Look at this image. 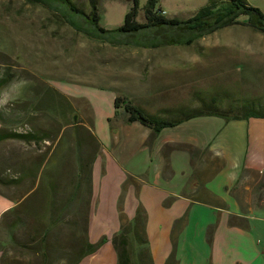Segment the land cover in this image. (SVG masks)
Listing matches in <instances>:
<instances>
[{"label":"crops","instance_id":"obj_1","mask_svg":"<svg viewBox=\"0 0 264 264\" xmlns=\"http://www.w3.org/2000/svg\"><path fill=\"white\" fill-rule=\"evenodd\" d=\"M136 77L133 104L175 119L184 106H176L174 75ZM92 90L78 94L92 110L90 153L55 154L60 136L49 151L45 138L0 143L22 148L0 157V264L4 256L3 264H117L112 237L137 211L154 264L171 253L178 264H264V117L199 115L155 132L115 112L114 89Z\"/></svg>","mask_w":264,"mask_h":264},{"label":"rangeland","instance_id":"obj_2","mask_svg":"<svg viewBox=\"0 0 264 264\" xmlns=\"http://www.w3.org/2000/svg\"><path fill=\"white\" fill-rule=\"evenodd\" d=\"M72 1L85 13L89 12V0ZM208 1L160 0V5L164 16L185 19ZM246 1L264 12V0ZM49 3L57 9L30 0H0V80L7 81L0 86V109L6 112V120L11 119L13 109L18 107L16 102L28 109L19 123L9 124L18 131L43 127L55 133L63 128L55 154L63 148L71 152L86 146L96 149L92 141L88 145L82 141L83 137L94 135L86 126L92 125L90 104L79 93L111 87L138 104V72L172 73L176 106L181 104L184 110L200 107L203 102L229 115L264 108V33L234 24L189 46L115 45L89 37L65 23L59 14L64 13L65 2L49 0ZM96 3L104 28L121 24L131 4L129 0H96ZM145 4L146 0H140V7ZM66 12L91 28L84 16ZM137 20L144 21L142 12ZM232 42L235 47L230 46ZM76 137H82L81 145L76 144ZM50 146L52 142L47 151ZM19 149L16 144H4L0 146V157L17 156L16 152L22 151Z\"/></svg>","mask_w":264,"mask_h":264},{"label":"trees","instance_id":"obj_3","mask_svg":"<svg viewBox=\"0 0 264 264\" xmlns=\"http://www.w3.org/2000/svg\"><path fill=\"white\" fill-rule=\"evenodd\" d=\"M30 1L53 8L49 0ZM55 1L65 2L67 5L63 10L64 13H59L65 23L89 37L115 45L141 48H159L172 45L189 46L206 35L234 24H243L264 33V12L260 8L248 4L246 0H209L185 19L164 16V9L160 5V0H146L143 7H140V0H129L131 4L124 15L123 22L113 28H104L100 25L101 15L98 12L96 0H89L90 10L88 13L78 8L72 0ZM53 9L56 10L57 8L54 7ZM66 10L84 16L91 28L88 29L81 22L71 18ZM141 12L144 21L137 20V16ZM241 16H244L245 20H240L239 17ZM6 82L5 78L1 79L0 86ZM214 102L212 99L211 103ZM16 104L18 107L13 109L10 120H6V112L0 109V143L11 140L30 144L33 141L35 146H38L39 138H45L51 143L60 135V129L58 132L49 133L43 127L26 131H18L9 127V124L19 123L28 110L21 107L20 103L16 102ZM114 108L116 113L121 109L127 114V122L139 121L155 132L166 126H175L183 120L199 115H219L225 118L264 117V108L261 107H257V109L249 108L242 114L229 115L223 111H218L213 105H206L203 102L200 107L185 108L186 111L183 109L184 107L177 109L175 119L165 120L144 114L129 98L119 95L114 97ZM85 138L87 139V137ZM79 141L81 143V140ZM82 141H84V137ZM88 144H90V140L86 141V145ZM181 147L188 149L191 154L195 151L188 144L181 145ZM85 149L88 150V153L91 152L89 147L86 146ZM93 153L95 152L93 151ZM18 166L22 167L21 162ZM19 178L21 176L10 181L17 182ZM0 182L6 183L1 178ZM105 240L106 237H103L97 243H88V252L95 251ZM112 243L117 255V264H154L145 234L144 217L139 211L136 212L132 220L121 224L120 231L112 237ZM4 259L5 256L2 257V264L5 261ZM8 261V264H22V261L17 260L15 257L9 258ZM165 264H178L174 253L168 256Z\"/></svg>","mask_w":264,"mask_h":264},{"label":"built area","instance_id":"obj_4","mask_svg":"<svg viewBox=\"0 0 264 264\" xmlns=\"http://www.w3.org/2000/svg\"><path fill=\"white\" fill-rule=\"evenodd\" d=\"M257 242H258V243H262V246H263V248H264V241L258 240Z\"/></svg>","mask_w":264,"mask_h":264},{"label":"water","instance_id":"obj_5","mask_svg":"<svg viewBox=\"0 0 264 264\" xmlns=\"http://www.w3.org/2000/svg\"><path fill=\"white\" fill-rule=\"evenodd\" d=\"M75 120H76V117H75Z\"/></svg>","mask_w":264,"mask_h":264}]
</instances>
